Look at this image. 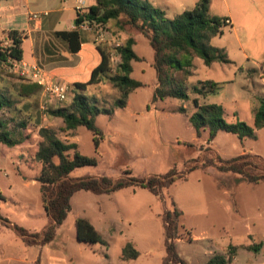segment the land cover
Here are the masks:
<instances>
[{
    "label": "rangeland",
    "instance_id": "obj_1",
    "mask_svg": "<svg viewBox=\"0 0 264 264\" xmlns=\"http://www.w3.org/2000/svg\"><path fill=\"white\" fill-rule=\"evenodd\" d=\"M209 2L211 15L230 16L228 19L233 21V25L229 21L223 32L211 40L212 46L225 50L230 62L206 65L201 58H193V75L187 83L190 98L187 101L168 98L151 102L157 81L156 71L151 65L154 50L145 36L124 23V17L112 20L106 26H95L101 28L100 33L104 34L98 39L100 45L112 53V73L120 62L115 49L130 37H138L134 50L144 60L133 62L132 77L146 84L130 95V102L125 108L114 109L112 115L101 113L96 116V125L103 131L99 148L94 142L95 135L87 128L66 131L61 118L46 115L48 109L69 107L76 93L75 88L67 101L53 102L48 109L43 111L40 108L34 112L28 99L17 97L14 79L0 81V89L17 101L15 108L7 111L8 116L20 120L35 115L24 130L28 139L23 144L14 148L0 147L1 167L4 168L0 174V189L8 202L7 205L0 201V212L4 216L9 215L13 223L37 232L47 221L39 185L31 182L42 167L35 159L41 141V127L51 128L63 141L75 140L82 154L98 160L95 167L73 172L72 176L76 178L104 175L115 179L122 176L125 170H131V175L135 177L166 174L173 168L183 171L194 164L200 166L206 159L217 158L216 155L232 159L247 150L264 156V128L257 140L242 142L237 135L220 131L212 142H208V132L192 141L196 132L189 116L197 110L193 102L195 98L201 104H221L228 122L242 120L253 126L259 99L264 97V0ZM194 6V3H188L185 10ZM182 10L179 3H175L169 12ZM205 80L221 83L222 88L207 97L195 94L193 87ZM85 93L98 108L111 109L114 101L120 98V91L107 80L89 86ZM41 102L42 98L40 105ZM181 108H185L186 112H180ZM209 147H212L211 151ZM241 178L213 167L198 169L166 190L164 201L142 188H138L142 190H137L136 195L128 189L111 198H103L100 202L102 216L98 212L95 194H79L74 199L73 212L58 229L55 239L43 246L38 255L43 264H64L57 257L68 258V264H162L166 251L161 215L165 206L170 207L171 199L184 212L181 221L183 235L177 242V250L188 264H203L216 253L227 254L229 245L244 241L248 229L259 234L261 242L252 245L262 249L264 182L248 184ZM27 182H30L29 186H25ZM220 189L230 192L229 197ZM236 191L237 197L233 194ZM125 193H128L127 196ZM236 199L239 201L238 212ZM82 210L85 217L96 224L102 243L86 244L74 240L76 230L69 231V225L74 215ZM4 238L15 244L21 256L29 253L20 236L16 237V241L10 236ZM128 243L133 244L139 257L123 261V249ZM260 252L240 249L233 264H264V251Z\"/></svg>",
    "mask_w": 264,
    "mask_h": 264
},
{
    "label": "trees",
    "instance_id": "obj_2",
    "mask_svg": "<svg viewBox=\"0 0 264 264\" xmlns=\"http://www.w3.org/2000/svg\"><path fill=\"white\" fill-rule=\"evenodd\" d=\"M96 4L87 11L78 12L76 25L89 22L95 26H106L112 20L124 17V23L139 31L145 36L154 50L153 67L156 71L157 82L154 88L152 103L164 101L168 98L187 101L190 94L187 83L193 75V58H201L206 65L215 62H230L224 49L211 45L214 36L221 34L226 26L228 17H217L210 14L209 0H198L195 7L184 11L182 14L170 19L154 7L149 0H95ZM57 35L69 43L70 50H80L81 37L78 30L57 32ZM10 45L1 46L0 42V81L11 78L16 81V95L19 99H28L30 108L34 112L40 110V100L43 86L37 82L26 79L10 70V58L22 60L23 34L18 31L8 33ZM136 42L133 37L115 49L119 57L115 73H112V53L109 49L98 45L102 56L101 63L92 71L87 83H77L75 96L69 107L51 108L46 115L49 118H61L64 121V130H75L85 127L94 136L96 148L100 147L103 131L96 125V116L104 113L112 115L114 109L125 108L130 95L138 88L146 86L143 82L132 77L133 62L144 60L134 50ZM107 80L114 88L120 91V98L114 101L113 108H98L91 103L88 96L83 94L89 86ZM222 88V84L213 80L200 81L193 87V92L202 97H207ZM82 90V91H81ZM197 110L189 116V122L195 129L197 138L208 132V142L213 141L220 131L237 135L242 141L255 139L257 129L264 128V97L259 99V108L254 116L253 126L242 120L228 122L225 119V110L221 104H201L198 98L193 100ZM17 101L0 89V147L14 148L23 144L28 136L27 129L34 114L18 120L8 116L15 108ZM150 105H148V108ZM180 112L185 113V108ZM41 141L35 154L36 161L40 162L41 170L36 177L39 185L42 204L50 223L41 232H32L27 228L13 223L0 212V222L12 228L28 246L43 247L51 243L58 229L66 222L71 212L72 197L80 191L91 192L96 195L111 194L126 188H142L153 195L165 199V191L179 180L187 179L188 175L198 169L215 168L217 171L232 173L242 177L248 184L264 182V159L252 153H244L232 159L217 158L206 159L200 166L191 165L183 171L176 168L166 174H150L146 177H135L131 170H125L118 178L108 176L74 177L72 173L77 169L95 167L98 160L82 154L78 144L63 141L49 127L39 129ZM194 146V145H189ZM211 151V147H209ZM72 152V153H70ZM1 163V162H0ZM1 173V167H0ZM0 201L7 198L0 189ZM183 211L171 199L170 207H164L162 212L164 229V247L166 255L162 264H188L178 253L177 241L182 238ZM77 240L86 244L102 243V238L97 229L83 217L75 220ZM190 235V232H186ZM240 249L259 252L260 247L254 245H229L227 254L216 253L203 264H232L233 259ZM139 257V252L131 243L123 249L124 260H134ZM36 264H41L38 257Z\"/></svg>",
    "mask_w": 264,
    "mask_h": 264
},
{
    "label": "crops",
    "instance_id": "obj_3",
    "mask_svg": "<svg viewBox=\"0 0 264 264\" xmlns=\"http://www.w3.org/2000/svg\"><path fill=\"white\" fill-rule=\"evenodd\" d=\"M79 1L81 0H0V42H3L7 38H9L8 33L10 31L21 32L23 34V43H22V49H23L22 61L23 62L29 65H32V66L40 67L47 74H49L52 78H54V80L57 82L69 84L72 86H74L77 83H87L91 78L92 71L102 61V56L97 48L98 45H100L98 41V31L95 29L94 30H78L80 33V37H81V46H80V50H78L77 52H72L70 50L69 43L57 35V32L77 30L76 29V19L78 16L77 6L79 4ZM82 1L84 2L82 12L87 11L91 6H94L96 4L95 0H82ZM149 2L154 7L161 10L164 13L166 18H169V17H176L182 14L184 11L193 9L195 6L187 10H185V7H187L188 3H191V4L194 3V5H196L198 0H149ZM175 3L176 4L179 3V5L183 9L182 12L180 11L169 12L171 6H173ZM34 13L40 14L41 18L39 20L32 19L30 16ZM230 21H231V25H233V21L231 19ZM134 39H135V42L137 43L138 37H134ZM151 65L153 66L152 63ZM239 69L243 70L242 68H239ZM87 90L88 88L86 90H83V91L81 90V91L83 92V94H86L85 92ZM42 96L43 95H41V98ZM129 102L130 101L128 99L127 105L129 104ZM60 107H63V106H60ZM60 107L57 106L56 108H60ZM262 129H257L255 131L256 138L252 140H257V138H259V132ZM76 130H80V128H77ZM217 137L218 135L216 136L215 139H217ZM196 139H197V136L192 141ZM243 141L244 140H242V142ZM66 142H71V143L73 142L77 144L75 140L66 141ZM178 143H180V141ZM244 153H252L255 155H259L264 159V156H262L261 154H258L257 152H254L253 150L244 151L242 154ZM0 167H1V163H0ZM3 170L4 168L1 167V173ZM36 176L37 175L31 178L32 180L31 182L33 185H38L35 179ZM93 176H96V175H93ZM24 178L27 180V177H24ZM29 185H30V182H27L25 184V186H29ZM128 189L132 190L133 192L132 195H136L137 190H142L138 188H126V189H123L121 191L114 192L111 194H100V195L95 194L97 198L96 202L99 206L98 212L100 213V215L101 216L104 215V213L102 212L101 205H100V202H102L103 198H111V196H115L123 192L124 190H128ZM221 191H223V194L226 197H229L230 192L226 190H221ZM87 193H90V192L80 191V192H77L72 197V200H71L72 209H71L70 214L74 210V204H73L74 199H76L77 196H79V194H87ZM125 194L127 196L128 193H125ZM233 194L235 195V197H237L238 193L236 191ZM5 204L8 205V202L6 201ZM238 205H239V201L237 200V208H236L237 211L236 212L239 211ZM177 206L181 209V207L178 204ZM82 211L83 212H77L74 215L73 221L69 225V229H68L69 231H72L73 228L76 230L75 220L78 217L86 218L96 228V224L94 223V221L91 220L90 218L85 217V213H84L85 211L84 210ZM8 216L9 215H7L6 217L8 218ZM46 216H47V221L44 223L42 230L50 223V218L48 217L47 214ZM28 229L32 232H37L36 230H32L30 228ZM4 236L5 237L10 236L13 241H16V237L19 235L12 228L7 227L3 224L1 225L0 227V264H17V262H19V264H36V261L38 257L40 256V254L38 255V251L42 250L43 249L42 247L28 246L22 240L29 253L27 252L28 253L27 255L21 256L18 252L19 249L16 248L15 244H13L11 240L6 241ZM74 238H75L74 240L78 241L76 233L74 235ZM257 241L261 242L259 234L251 229H248V231L244 235V241L237 245H252ZM260 251L261 252L264 251V246L262 247V249H260ZM56 259L63 261L64 264H68L67 262L68 258L64 259L62 257L61 258L57 257ZM123 261H126V260H123ZM41 264H43L42 259H41Z\"/></svg>",
    "mask_w": 264,
    "mask_h": 264
},
{
    "label": "built area",
    "instance_id": "obj_4",
    "mask_svg": "<svg viewBox=\"0 0 264 264\" xmlns=\"http://www.w3.org/2000/svg\"><path fill=\"white\" fill-rule=\"evenodd\" d=\"M84 2L81 0L77 6L78 12L82 13ZM34 20H39L41 18L40 14L34 13L30 16ZM229 19H226L225 23H229ZM77 30H97L98 39L103 38V33H100L101 28H96L89 22H83L80 25H76ZM10 39L7 38L5 41L1 42V46L7 47L10 45ZM11 66L10 70L26 79L37 82L43 86L42 92V102L40 108L44 111L48 109V105L53 102H65L69 99L70 95L73 93L72 85L57 82L49 74H47L43 69L38 66L29 65L22 60L12 59L9 60Z\"/></svg>",
    "mask_w": 264,
    "mask_h": 264
}]
</instances>
